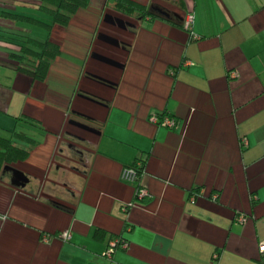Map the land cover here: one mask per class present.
<instances>
[{
	"label": "crops",
	"instance_id": "crops-1",
	"mask_svg": "<svg viewBox=\"0 0 264 264\" xmlns=\"http://www.w3.org/2000/svg\"><path fill=\"white\" fill-rule=\"evenodd\" d=\"M89 1L50 31L1 14L50 23L39 0L0 3V137L30 152L0 175V264H111L118 237L116 264H264V0ZM28 39L60 47L44 82L9 57Z\"/></svg>",
	"mask_w": 264,
	"mask_h": 264
},
{
	"label": "trees",
	"instance_id": "trees-1",
	"mask_svg": "<svg viewBox=\"0 0 264 264\" xmlns=\"http://www.w3.org/2000/svg\"><path fill=\"white\" fill-rule=\"evenodd\" d=\"M39 1L40 5L38 10L52 19L50 23L8 9H3L1 14L6 18L24 21L50 31L53 25L68 27L78 11L83 8H88L90 4L89 0ZM2 2L7 5L6 2H13V0H0V3ZM107 3L110 8L128 16L162 18V14L155 8L154 10H147L132 0H107ZM60 53V47L48 40L46 42H40L34 39H28L25 44L20 46L19 53H10L9 57L17 63L18 71L25 72L33 79L44 82L52 63ZM15 137L28 142L31 140L20 134H15ZM29 156V150L17 146L11 139L0 137V175L5 166L26 161Z\"/></svg>",
	"mask_w": 264,
	"mask_h": 264
},
{
	"label": "built area",
	"instance_id": "built-area-1",
	"mask_svg": "<svg viewBox=\"0 0 264 264\" xmlns=\"http://www.w3.org/2000/svg\"><path fill=\"white\" fill-rule=\"evenodd\" d=\"M193 23H194V14L190 12L187 14L185 18L183 27L187 32H189V34L193 39L198 40L199 36H197L193 31ZM232 76L237 77V74L232 73ZM149 121L157 126L166 127L169 129H173L177 126V122L175 118L167 115L154 114L150 117ZM242 144L247 145V140L243 139ZM141 169H142L141 164L126 167L121 174L122 180L128 183L138 182L140 180ZM148 194H149L148 191L143 188L137 189V191L135 192V199H139V200L144 199L148 196ZM239 220L241 223H245L247 219L245 217H241ZM60 236L63 240L66 241L70 240L71 238V234L69 231L62 232ZM44 241H48V237H44ZM128 246H129V242L124 238H119V237L113 238L109 241L103 255L105 258L111 261V264H116L115 262H113L112 259L113 255L118 249L121 248L126 249L128 248ZM259 250L262 257L264 258V241L260 243ZM213 258L214 259L218 258L217 253L213 256Z\"/></svg>",
	"mask_w": 264,
	"mask_h": 264
},
{
	"label": "rangeland",
	"instance_id": "rangeland-1",
	"mask_svg": "<svg viewBox=\"0 0 264 264\" xmlns=\"http://www.w3.org/2000/svg\"><path fill=\"white\" fill-rule=\"evenodd\" d=\"M6 3H7V5H9V3H13V2H9V3H8V2H6ZM39 5H40V3H39Z\"/></svg>",
	"mask_w": 264,
	"mask_h": 264
}]
</instances>
